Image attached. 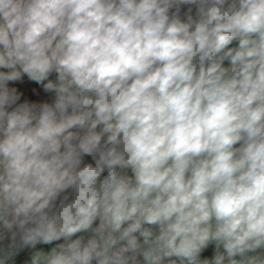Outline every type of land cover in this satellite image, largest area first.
I'll use <instances>...</instances> for the list:
<instances>
[{
  "label": "clouds",
  "instance_id": "obj_1",
  "mask_svg": "<svg viewBox=\"0 0 264 264\" xmlns=\"http://www.w3.org/2000/svg\"><path fill=\"white\" fill-rule=\"evenodd\" d=\"M0 264H264V0H0Z\"/></svg>",
  "mask_w": 264,
  "mask_h": 264
}]
</instances>
